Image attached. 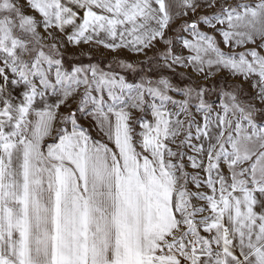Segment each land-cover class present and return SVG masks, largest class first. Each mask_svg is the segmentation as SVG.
Returning <instances> with one entry per match:
<instances>
[{"label": "snow or ice", "instance_id": "obj_1", "mask_svg": "<svg viewBox=\"0 0 264 264\" xmlns=\"http://www.w3.org/2000/svg\"><path fill=\"white\" fill-rule=\"evenodd\" d=\"M0 264H264V0H0Z\"/></svg>", "mask_w": 264, "mask_h": 264}, {"label": "rangeland", "instance_id": "obj_2", "mask_svg": "<svg viewBox=\"0 0 264 264\" xmlns=\"http://www.w3.org/2000/svg\"><path fill=\"white\" fill-rule=\"evenodd\" d=\"M194 18V17H193ZM158 51L154 49L149 52L148 55H153L154 52ZM67 56L71 61H82L83 63H88V57L91 56L92 63H99L102 67L107 63L112 62L115 63L116 59H126L132 62H138L140 60H144L145 57L137 56L129 50L121 49L117 53H113L107 49L102 47H97L93 45H81L79 47H70L67 50ZM85 126H87V121H84ZM189 171H192L189 169Z\"/></svg>", "mask_w": 264, "mask_h": 264}]
</instances>
